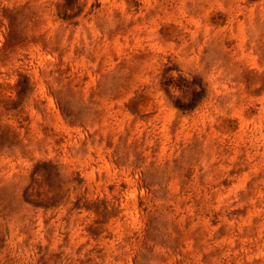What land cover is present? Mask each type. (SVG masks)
<instances>
[{
  "label": "rangeland",
  "instance_id": "374dc122",
  "mask_svg": "<svg viewBox=\"0 0 264 264\" xmlns=\"http://www.w3.org/2000/svg\"><path fill=\"white\" fill-rule=\"evenodd\" d=\"M0 264H264V0H0Z\"/></svg>",
  "mask_w": 264,
  "mask_h": 264
}]
</instances>
